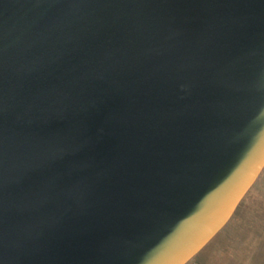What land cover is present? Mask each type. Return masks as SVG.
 <instances>
[{
  "label": "water",
  "instance_id": "water-1",
  "mask_svg": "<svg viewBox=\"0 0 264 264\" xmlns=\"http://www.w3.org/2000/svg\"><path fill=\"white\" fill-rule=\"evenodd\" d=\"M264 167V0H0V264H186Z\"/></svg>",
  "mask_w": 264,
  "mask_h": 264
},
{
  "label": "crops",
  "instance_id": "crops-1",
  "mask_svg": "<svg viewBox=\"0 0 264 264\" xmlns=\"http://www.w3.org/2000/svg\"><path fill=\"white\" fill-rule=\"evenodd\" d=\"M186 264H264V184H252L225 225Z\"/></svg>",
  "mask_w": 264,
  "mask_h": 264
},
{
  "label": "rangeland",
  "instance_id": "rangeland-1",
  "mask_svg": "<svg viewBox=\"0 0 264 264\" xmlns=\"http://www.w3.org/2000/svg\"><path fill=\"white\" fill-rule=\"evenodd\" d=\"M256 184H264V168L261 171L260 175L258 176L257 180L255 181ZM255 189V187L253 188ZM193 259V258H192Z\"/></svg>",
  "mask_w": 264,
  "mask_h": 264
}]
</instances>
